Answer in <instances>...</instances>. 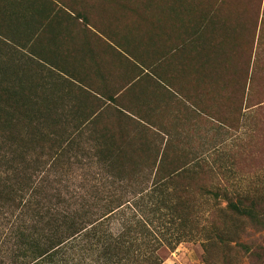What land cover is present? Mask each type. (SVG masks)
Returning a JSON list of instances; mask_svg holds the SVG:
<instances>
[{"label": "rangeland", "instance_id": "374dc122", "mask_svg": "<svg viewBox=\"0 0 264 264\" xmlns=\"http://www.w3.org/2000/svg\"><path fill=\"white\" fill-rule=\"evenodd\" d=\"M0 100L41 194L156 191L163 264H264V0H0Z\"/></svg>", "mask_w": 264, "mask_h": 264}, {"label": "trees", "instance_id": "16d2710c", "mask_svg": "<svg viewBox=\"0 0 264 264\" xmlns=\"http://www.w3.org/2000/svg\"><path fill=\"white\" fill-rule=\"evenodd\" d=\"M2 103L0 264H163L161 248L175 250L184 241L160 234L168 221L157 206L156 191L138 192L141 198L132 203L130 193L120 191L116 197L111 190L102 199L111 204L79 207L66 206L73 192L41 194L35 177L13 169L8 158L10 136L19 124L24 126L25 114Z\"/></svg>", "mask_w": 264, "mask_h": 264}, {"label": "crops", "instance_id": "0c3cea01", "mask_svg": "<svg viewBox=\"0 0 264 264\" xmlns=\"http://www.w3.org/2000/svg\"><path fill=\"white\" fill-rule=\"evenodd\" d=\"M23 52H24V55H25V59L27 60H29V55H32L31 57L32 58H34V59H38L39 61L41 60L39 57H37V55L36 54H34V53H30L29 51H26L25 49H23ZM28 55V56H27ZM172 90V89H171ZM173 91V90H172Z\"/></svg>", "mask_w": 264, "mask_h": 264}]
</instances>
